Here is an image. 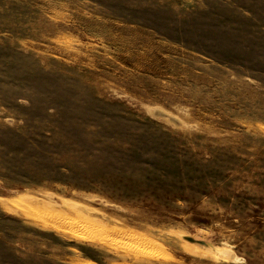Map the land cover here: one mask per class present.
Instances as JSON below:
<instances>
[{
  "label": "rangeland",
  "instance_id": "1",
  "mask_svg": "<svg viewBox=\"0 0 264 264\" xmlns=\"http://www.w3.org/2000/svg\"><path fill=\"white\" fill-rule=\"evenodd\" d=\"M0 264H264V0H0Z\"/></svg>",
  "mask_w": 264,
  "mask_h": 264
},
{
  "label": "bare ground",
  "instance_id": "2",
  "mask_svg": "<svg viewBox=\"0 0 264 264\" xmlns=\"http://www.w3.org/2000/svg\"><path fill=\"white\" fill-rule=\"evenodd\" d=\"M57 222H59V221H57ZM62 227H64V226H62ZM76 228H77V227H76ZM76 228H75V229H76Z\"/></svg>",
  "mask_w": 264,
  "mask_h": 264
}]
</instances>
